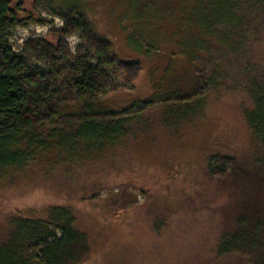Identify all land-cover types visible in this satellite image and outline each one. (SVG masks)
Segmentation results:
<instances>
[{"label":"rangeland","instance_id":"374dc122","mask_svg":"<svg viewBox=\"0 0 264 264\" xmlns=\"http://www.w3.org/2000/svg\"><path fill=\"white\" fill-rule=\"evenodd\" d=\"M22 1L44 21L10 31L14 52L23 53L32 40L56 43L60 37L75 56L79 37L57 32L63 21L45 0ZM140 1L156 7L144 22L157 47L150 57L133 55L126 46L119 0L89 2L85 9L115 55L141 62L134 87L105 68L118 89L99 95L114 109L134 103L141 112L133 132L97 159L59 164L42 156L6 176L0 182V238L17 211L42 217L51 205H68L90 244L82 264H249L236 253L219 256L217 247L224 235L264 218L257 178L264 148L251 124L253 94L264 87V0H219V12L205 17L226 21L222 34L220 26L209 33L190 22L185 10L195 0ZM30 63L46 69L33 58ZM176 91L188 103L153 101L148 109L140 103ZM212 158L217 167L229 161L230 169L213 174Z\"/></svg>","mask_w":264,"mask_h":264},{"label":"trees","instance_id":"16d2710c","mask_svg":"<svg viewBox=\"0 0 264 264\" xmlns=\"http://www.w3.org/2000/svg\"><path fill=\"white\" fill-rule=\"evenodd\" d=\"M89 2L97 6L101 0H45L46 9L63 21L57 32L63 37L74 33L80 39L76 55L71 58L60 37L56 43L45 38L32 40L25 44L23 53L14 52L8 41L10 31L28 21L44 20L36 18L33 6L27 9L22 0H0V182L42 156H51L59 164L97 159L133 132L141 112L134 103L125 109H114L99 95L118 89L105 68L123 74L129 86L134 87L141 62L118 57L111 41L96 34L85 10ZM220 3L195 0L192 9L185 10L186 16L200 31L212 33L214 26H220L222 34L229 24L218 16L211 22L205 17L219 12ZM154 5L140 0L117 3L122 9L118 20L133 55L157 54L154 39L144 31ZM199 18L209 24L200 25ZM31 58L42 62L46 69L32 65ZM162 94L140 103L145 109L153 101L188 103L179 100L187 95L181 97L178 91L166 98ZM253 96L251 124L264 148V87L256 89ZM217 162L213 158L210 161L213 174L222 175L230 169L229 161L221 160L218 167ZM259 167L257 178L263 200L264 158ZM255 222L253 228H242L244 220L239 221L240 229L221 238L218 255L236 253L247 258L249 264H264V218ZM89 254L88 236L76 226L75 213L68 205H51L42 217L17 211L9 217V228L0 238V264H82Z\"/></svg>","mask_w":264,"mask_h":264}]
</instances>
